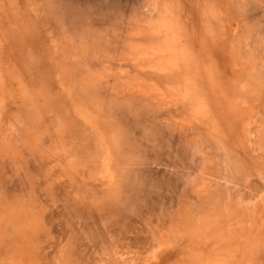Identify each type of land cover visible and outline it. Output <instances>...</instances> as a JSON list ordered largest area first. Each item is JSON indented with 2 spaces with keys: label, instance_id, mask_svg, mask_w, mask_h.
<instances>
[{
  "label": "rangeland",
  "instance_id": "rangeland-1",
  "mask_svg": "<svg viewBox=\"0 0 264 264\" xmlns=\"http://www.w3.org/2000/svg\"><path fill=\"white\" fill-rule=\"evenodd\" d=\"M102 1L111 3L123 17L141 2L140 12L151 9L146 20L135 21L140 30L127 29L130 33H125L126 38L116 37L121 32L117 33V24H106L100 29L103 37L98 34L97 38L85 39L79 35L88 30L66 36L43 4L47 0H0V91L7 89L10 80L14 84L21 77L23 82L18 79L17 84H23L24 107L18 108L24 109V121L43 123L48 119L54 123L42 175L50 176V183L61 181L77 187L73 190L87 203L90 217L101 222L95 225L94 233L87 230L67 241L70 258L63 253L60 264H264V79L262 74L254 76L251 67L240 65L250 52L241 56L232 42L229 44L245 21H235L222 0H217L212 10L205 8L210 0H203L206 3L200 7L191 4L198 0H150L153 5H146L148 8L145 0ZM125 20L128 22L127 17ZM169 30L177 43L170 40ZM105 38L112 44H102ZM178 44L180 53L175 49ZM108 47L115 48L116 55L112 54L115 49ZM28 52L34 53L32 64L27 61ZM77 84L90 88L95 84L99 89L102 85L105 91H100L107 104L121 101L124 113L130 107L128 96L133 102L139 98L152 105L160 125L167 124V133H180L184 142L189 138L199 149L194 157H188L189 162L186 160L184 177L176 188L184 187L199 195L200 202L209 203L224 190V183L230 182L233 189L228 199H214L216 205L205 211L203 204L190 202L181 217L163 219L144 211L139 228L146 242L132 244L127 235L132 223L116 215L105 220L96 212L97 208H108L116 214V203L108 195V199L99 197L94 185L99 180H106L110 187L116 185L113 161L123 155L116 145L120 134L107 126L117 119L107 121V111L103 115L87 107L89 104L77 97ZM102 94H94L97 101L90 102H102ZM61 98L65 100L62 103ZM63 111L67 117L62 116ZM13 113L11 117L4 111L11 127L22 121L16 106ZM99 117L102 120L97 121ZM100 122L106 125L104 129ZM169 126L172 129L166 128ZM27 127L25 135L29 138L32 132ZM65 127L71 133L66 134ZM49 133L44 132V136ZM200 151L203 154L199 155ZM218 154L223 159L213 160ZM145 155V159L150 156ZM221 165L231 169L230 173L221 170ZM33 175L39 177L31 171L24 178L30 180ZM42 187L34 197L23 194V206L0 205V264H42L37 249L48 246L64 229L80 226L66 216L64 203ZM163 201L168 205L169 200ZM5 202L19 200L10 194L7 199L0 197V203ZM161 208L163 204L157 210ZM116 220L121 221L109 225ZM82 253L100 260L87 262L80 257ZM190 258L198 259L185 260Z\"/></svg>",
  "mask_w": 264,
  "mask_h": 264
},
{
  "label": "bare ground",
  "instance_id": "bare-ground-1",
  "mask_svg": "<svg viewBox=\"0 0 264 264\" xmlns=\"http://www.w3.org/2000/svg\"><path fill=\"white\" fill-rule=\"evenodd\" d=\"M222 1L224 7H228V10L233 12L232 14L235 21L237 22H240L241 20L245 21L244 24H241L236 29L240 31L239 35L231 36V39L229 40L230 46L232 42V46L235 47L237 51H239V55L242 56L244 52L247 51L250 52V54H247L242 58L241 62L242 61L243 62L240 65L241 66L247 65L251 67L254 76L256 74H260V75L262 74V78L264 79V0H222ZM47 2L48 3L43 2V4L45 5L49 13H51L54 20L57 23H59L61 27H63L60 29H62V31L66 33V36L72 35L74 34L75 31L78 30H86V31L88 30L86 34L79 35V37H83L85 39L97 38L98 34H100L103 37L104 32L100 29L102 25L105 28L106 24H112L113 26L114 24H117L116 25L118 26L117 33L120 31L121 32L118 33L116 37L120 39H123L124 37L126 38V34L130 33V32L127 33L128 31L127 29H129L130 31L131 30L137 31L136 29H139L140 27H138V23L136 25L134 24L136 23L135 21L138 22L140 21L139 19L146 20L147 18L145 19V17L149 15V10L151 9L149 7L150 9H147L148 11L142 10V12H140L139 9L141 7V3H142L141 2L139 8H137L138 6L137 4H135L137 6L136 8L134 6V8L131 11L129 10L128 12L127 10H125L127 12V15L123 14L124 16L126 15L125 17H123L120 11H117L116 8L110 6L111 3L107 4L108 5L107 6L106 3L102 0H47ZM216 2L217 0H210L206 5L207 7L205 6L206 10L207 9L212 10L213 6H215L214 3ZM151 3L152 1L149 0L148 2V0H145L143 4L146 6L148 4L151 5ZM202 3H206V2H204L203 0L191 2L192 5H196L197 7H200V4ZM116 12L120 13L119 17L122 16L123 19L124 18L126 19L127 17L128 22H125L126 21L125 19L123 21L121 19L122 17L117 18L116 14L118 13ZM158 15L162 16L159 13ZM87 25H91L92 26L91 29H89ZM144 27L146 28L147 25ZM148 28H151V26L149 25ZM114 29L116 30V28ZM123 30L124 31L126 30V32H124ZM170 31L171 30H169L167 34H170L169 37L171 40L173 36H171ZM165 37L168 39V36ZM165 37L162 40L164 42L166 39ZM239 37L240 40L238 41L237 38ZM104 40L105 41L102 42V44L104 43L107 46L112 44L110 40H107L106 38ZM172 40L175 42L174 39ZM179 46L180 45L178 44V47L176 45L175 48L177 51H179L178 53L181 52L180 51L181 46L180 48ZM170 47H167L168 50ZM109 48H111V50L115 49V48L113 49L112 47H108V49ZM107 53L111 54L110 50L107 51ZM112 54L116 55V49H115V53ZM33 56H34L33 52L27 53L26 58L29 64L33 63ZM97 58L100 59V56H97ZM79 68L80 70H85V68L83 67H79ZM18 79H20L21 82L22 80L21 77ZM91 84H93V82ZM93 86L94 88L89 87L90 91L88 87H84L83 84H79L78 86H76L75 90L77 93V97L78 99L82 100L84 103L89 104L87 107L91 106L95 111H97L96 113H101L105 115L107 111V113L110 116L109 118L110 120L107 121H111V117L117 119L116 121L113 120L114 123L111 121L112 123L110 122L111 123V124L109 123L110 126L108 125L107 127L108 128L112 127L114 129L116 128V130L119 131L120 136L118 138V141L116 142V145L119 151L123 154L122 156H120V158L116 159V161H113V163H115L117 166L116 185L110 187V183L107 182L106 180L105 181L99 180L97 184L94 185V187L96 186L98 188L97 194L99 197L105 195L108 199V196H110L112 199L111 201L116 203V214L112 209L97 208L96 212L100 218L107 220L108 218L111 217L114 219L113 215H116V218H122L123 220H126L128 224L132 223V230L127 235L128 237H130L132 244L142 245L146 242V239L145 236L140 233L142 232V230L141 228H139L140 227L139 225H140V215L144 211H145L144 213H149V214L155 213V215H159L163 219H167L172 217L173 215H177L178 217H181L183 215L181 213H184L186 210H188V205L190 204V202L196 205L203 204L204 205L203 208L205 211L209 208H213L216 205V203L213 202L214 199L216 198L219 199L222 198L223 200L228 199L229 194H231L230 190L233 189L229 187L230 182L224 183L225 191L218 188L222 191L218 192V195L214 197L213 201L209 203L200 202L198 200L199 195L194 194V192L192 193V191L189 193L188 189L185 190L186 188L184 187L176 188L179 179L184 177L182 172L183 170H185L184 167L187 164L186 160L191 154H192L191 156L194 157L195 153L196 152L198 153L199 150L198 146L193 145L191 143L192 141H190L189 138L185 139L184 142V138H183L184 135L181 136L182 134L180 133L173 135L172 131L170 130L172 129V126L166 127V128L171 127L169 129L170 131L167 130L169 131V133H167L164 130V126L165 125L167 126V124H164L162 122L164 126L162 127L160 125L161 123L157 120V115H156L157 111L154 112L155 109L153 108L152 105L151 107L149 104H145L139 98H136L138 103L133 102L131 101V98H129L132 96H128L126 99H128L130 104H127V106L129 107L130 105V107L128 110V108L124 105L127 108V110L124 113V110L121 111L122 109H124L121 101L119 102L117 101L116 103L109 105L104 100V94H102V92L105 91V87L101 85L100 86L101 88L99 89L97 85L94 84ZM93 89H95L96 91L93 92ZM101 89L104 90L101 92L100 91ZM97 90H99L100 92ZM98 93L102 94L100 96H102L103 101L99 103L90 102L94 97L93 95L95 94L96 96L98 95ZM112 98H114V95ZM118 100L121 99L118 98ZM96 101H97L96 99H93V102ZM37 102H39V100ZM97 104L102 105L105 109L103 107L99 108ZM130 109L132 110V112H130ZM111 112L115 116H113ZM159 117L161 116L159 115ZM47 120L48 119L46 120L44 119L45 122L41 123L40 128H38L41 130V134H39V132L36 131L34 132V135L35 133H37L36 136L39 134L38 135L39 137H37V143L39 142L38 143L39 147H37V149L39 148L38 151L35 152L33 151L34 149H32L30 151L31 153L29 152L28 155L23 154L22 160L20 159L21 162L10 159L9 161L2 162V164L0 165L2 166L0 167V197L7 199L10 197V194L12 195L15 194L17 195L19 200L18 203L5 202V203H0V205L9 206V204H19L23 206L22 195L27 193L26 195L27 198H30L32 196L34 197L35 194L39 192L42 186H44L42 187L43 191L45 192L46 190L50 191V194L53 195L54 198H56L60 202H63L65 206L64 210L66 216L73 223L75 222V220H77L80 226L73 227L72 229L69 228L64 229L62 232H59L57 235L54 236V238L52 239V241L49 243L48 246L42 249H37L36 251V254H38V256L43 261L42 264H52V263L60 264L59 259L62 258L63 253H68V257L70 258L69 255L70 249L66 247L67 241L73 237L76 238L80 237L79 235L87 230H92V232L94 233L95 225L101 222L99 221V219L95 220L92 217H90L89 207L87 203H85L82 200V198L78 194H76V192L73 190V189L76 190L77 187H73V185L66 182L63 184L61 181L50 183L52 181L51 177L48 175L45 176L42 175L41 169L43 165L46 166L45 151H50L51 144L53 142L52 138L54 136L52 134V126L54 123L53 121L50 120L47 121ZM98 120H102V118L100 119L99 117L97 121ZM99 124L100 127L101 126L103 127L102 129H104V127L106 126L102 122H100ZM46 131L50 132L48 136H44V132ZM65 132L66 134L71 133L69 130L66 131V127H65ZM20 141L24 142L22 139H20ZM81 153L83 152L81 151ZM145 153L150 154V156L147 159H145L146 156ZM201 154L203 153L200 151L199 155ZM219 156L221 155L218 154V156L215 157L213 156L214 159L213 158L211 159L217 161V159L218 160L223 159L224 157L223 155L221 156L222 158H220ZM86 160L88 159L86 158ZM196 161H198L197 158ZM187 162H189V159L187 160ZM215 163L213 165L214 167H215ZM225 163L226 160L224 164ZM106 165H110V164L106 162ZM216 165H219V162H217ZM205 166H206L205 169L202 166L204 170L207 169V164ZM226 166L224 168L226 170L223 169V166L221 170L225 172L228 171ZM31 171L34 174L35 173L38 174L39 177H35L33 175L35 178L30 180L25 179L24 175L25 174L29 175ZM230 171L231 169L228 172L230 173ZM206 173L208 174L209 172ZM234 182L235 181H233V183ZM83 184H85V182ZM164 199L167 201L169 200L168 205L164 203L163 201ZM160 204H163V208L157 210ZM190 210L192 211L193 209L190 208ZM120 221L121 220L113 221V223L109 225L114 226L118 224ZM135 228H139V229L133 231ZM125 236L126 235H123V237ZM87 239L88 238H86V240ZM47 248H49L50 251H46ZM80 257L85 258L87 262H90L91 260L92 261L100 260L99 258L87 253L80 254Z\"/></svg>",
  "mask_w": 264,
  "mask_h": 264
},
{
  "label": "crops",
  "instance_id": "crops-1",
  "mask_svg": "<svg viewBox=\"0 0 264 264\" xmlns=\"http://www.w3.org/2000/svg\"><path fill=\"white\" fill-rule=\"evenodd\" d=\"M17 81L18 79L15 80L13 84L12 80H10L9 84L7 85V89L5 91H2L1 89L0 91L1 93L0 94V109H1L0 113L2 114V117L0 118V165L2 164V162L9 161L10 159H15L16 161L21 162L22 154L28 155L32 149H34L33 151L35 152L39 150V148L37 149V147H39L38 146L39 142L37 143V137H39L38 135L41 134V130L38 128H40L42 121H24V115H23L24 109L19 111V108H18V107H22V108L24 107L22 105L23 99L21 96L22 91H23V87H22L23 84H17ZM59 93H63V92L59 91ZM62 101H65V100L61 98V103ZM14 106H16L17 115L20 116L22 121H16L18 125L11 127L12 121H9L10 119L9 115L7 117L4 114V111H7V113L10 114L11 117H13L14 116V113H13ZM56 115L59 116V114H56ZM64 115H66L65 111L62 112V116ZM25 125H27L28 126L27 128H29L28 130L32 132V136H30L29 138H27L28 135H25V130H26ZM35 131L39 132L37 136H36L37 133H35L34 135ZM21 137H23L24 139ZM20 139H22L24 142L20 141ZM194 257H197V256H194ZM191 258L185 259V260L191 261V260L198 259V258H194V259H191Z\"/></svg>",
  "mask_w": 264,
  "mask_h": 264
}]
</instances>
